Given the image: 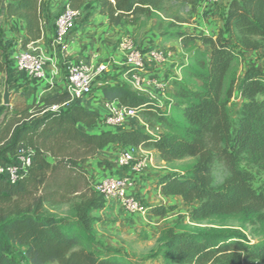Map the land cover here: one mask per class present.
<instances>
[{"label": "trees", "instance_id": "16d2710c", "mask_svg": "<svg viewBox=\"0 0 264 264\" xmlns=\"http://www.w3.org/2000/svg\"><path fill=\"white\" fill-rule=\"evenodd\" d=\"M89 1L67 0L63 9L80 13ZM92 1L111 30L155 21L162 43L178 42L187 59L169 83L166 105L125 85L100 88L108 104L142 108L140 129H94L104 115L87 108L85 99L52 112L50 107L70 100L56 87L43 104L22 102L6 110L0 167L12 162L21 145L32 163L16 184L0 173V264H14L9 254L15 251L26 264H135L120 251H98L93 214L105 199L95 190L90 164L109 147L156 151L167 165L190 160L180 171L156 176L162 196L179 197L191 207L192 223L239 222L237 229H166L157 249L163 264H264V184L256 182L257 174L264 175V70L247 64L241 71L245 54L264 49V0H228L222 26L209 34L178 27L186 23L181 15L166 16L168 3L192 8L195 0ZM51 3L0 0L4 23L15 19L24 25L18 51L43 38ZM17 49L6 53L0 27V77L10 74ZM235 96L241 105L233 116ZM172 209L151 206L160 217Z\"/></svg>", "mask_w": 264, "mask_h": 264}, {"label": "rangeland", "instance_id": "374dc122", "mask_svg": "<svg viewBox=\"0 0 264 264\" xmlns=\"http://www.w3.org/2000/svg\"><path fill=\"white\" fill-rule=\"evenodd\" d=\"M227 2L228 0H222L217 5H211L206 0H195V5L192 8H183L168 3L166 5V16L172 18L174 15H181L186 19V23L183 25L177 24L178 27L193 33L209 34L220 27V22L223 21L226 12ZM93 3L94 1L90 0L87 7L79 13L76 19V29L70 34L76 38L75 50L83 53L85 49L91 48L93 57L97 60L98 64L108 63L109 58L115 55L116 52L120 53V61L124 62V56L120 52L121 44L125 40L129 41L131 38H135L137 43L149 48L145 53L160 50L168 57L167 61L163 64L167 65L168 61H170L171 63L168 65L173 66V71L164 72L163 76H154L153 79L166 83L167 87L164 94L167 96L170 82H166L165 79H168L169 75L175 78L174 71L187 59V55L182 50L181 52L178 51V42L163 44V32L156 28L155 21H144L138 27H123L111 30L108 27L107 21L94 12ZM56 5L59 6V9L55 10V13H52V17L58 16L63 11L64 5L61 0H58ZM2 24L3 18L1 16L2 45L4 48H7L6 53L9 54L12 49H16L15 47L21 46L22 36L18 27L14 29L16 31L14 32L13 30L4 29ZM208 30H210L209 33H207ZM30 45L32 46V44ZM32 47L34 48V46ZM26 49H29V47ZM17 51L18 49L15 52ZM260 53L262 56L258 57V60L261 62V66H264V61L262 62L264 60V49L260 50ZM13 57L11 60L13 63L9 70L12 79H10L9 74H2L0 77V118L7 109H13V106L18 103L43 104L45 102L44 95L52 89L49 85H45L47 83H35L30 81L24 74L18 72L14 62L15 54ZM245 60L244 63L251 62L250 60ZM48 71V73L51 72L50 77L52 75L53 79L54 68L50 67ZM121 71L119 69L114 71L116 72L114 73L112 70L102 75V79H99L94 85L93 97L84 100L87 108L96 109L100 111L101 115L106 114L108 103L99 94L101 88L99 83L109 80L108 85L118 83L126 86L127 83L124 82L122 76L127 75V73ZM6 75L9 77L11 89L14 91L11 106L9 107L3 106L1 103ZM168 102L169 100L166 99L162 102V105H166ZM240 105V97L235 96L230 103V110L233 116H235ZM143 125V117L140 113L136 118L129 120L126 127L140 129ZM153 155V163L149 165L139 178L137 186L138 196L150 206L155 205V203H163L167 207L172 206L173 209L164 217L156 216L152 212L145 217L130 216L121 208L118 202L105 200L104 208L94 213V216L97 218L96 230L99 241V252L107 255L109 251L117 250L135 264H163L162 258L157 255V249L163 241V234L166 229H175L178 232H193L211 228H239V222L236 220L222 221L216 219L201 224L192 223L190 220L192 208L185 205L178 198L171 197L164 199L165 197L162 196L161 192H158L155 183L156 176L180 171L188 166L191 161L186 160L167 165L162 163L158 159V156ZM90 171L91 174H96L92 166H90ZM253 172L255 173L256 171L253 170ZM93 179L95 180L94 176ZM256 182L264 184V175L257 174ZM247 239L252 240V237L250 236ZM9 257L14 264H26L19 252H11Z\"/></svg>", "mask_w": 264, "mask_h": 264}, {"label": "built area", "instance_id": "2783aa9c", "mask_svg": "<svg viewBox=\"0 0 264 264\" xmlns=\"http://www.w3.org/2000/svg\"><path fill=\"white\" fill-rule=\"evenodd\" d=\"M209 4L216 5L222 0H206ZM79 13L67 7L58 15L55 21L56 37L55 44L62 45L65 39L76 28V19ZM33 46V43H32ZM29 45V49L20 50L15 55V67L18 72L25 74L34 82L47 80L46 61L42 53L35 47ZM31 47V48H30ZM121 52L124 55V62L120 63L122 69L127 68V75L131 78L132 85L138 91H142V85L149 83L159 91H166V83L154 80L151 77L147 80V63L163 64L167 56L160 50L149 52L150 60L146 61L143 53L135 49L131 43L125 40L121 44ZM111 58L108 63L98 64L94 60L85 57H78L64 62L65 83L62 91H65L70 100L62 105L49 108L52 112H59L70 107L79 99H90L94 95V85L99 78L110 71L109 66L115 63ZM60 75V69L54 66L53 78ZM51 88H54L51 85ZM155 99L154 95H149ZM108 104L109 112L103 116V125L107 127L121 128L129 120L136 118L142 108H125ZM151 151L142 148H127L122 150L115 160L113 169L102 179L94 182L95 190L107 201H116L121 208L130 216L145 217L151 213V206L145 203L138 196L137 186L139 178L146 169L153 163ZM32 158L26 155L25 151L18 150L12 162L0 167V173L6 176L8 181L16 184L28 173Z\"/></svg>", "mask_w": 264, "mask_h": 264}, {"label": "crops", "instance_id": "0c3cea01", "mask_svg": "<svg viewBox=\"0 0 264 264\" xmlns=\"http://www.w3.org/2000/svg\"><path fill=\"white\" fill-rule=\"evenodd\" d=\"M57 1L58 0H52V4H51L52 5V8H51L52 9V13H55V10L57 11L59 9V6L56 5ZM61 1H62L63 5H64L67 0H61ZM56 17H52L49 21H45L43 38L41 40L33 43V46L35 48H37L38 51L40 53H42V55L44 56V59L46 61V73H47V80L46 81L35 82V83H47V84H45L46 86L49 85L51 87V85H53L54 87H56V88H58L60 90H63L64 83H65V75H66L65 72H64V62L65 61L73 60V59H76L78 57H85V58H88L90 60L93 59L94 62H97V60L93 57V51L91 50V48L88 49V50H86L84 48L85 51H83V53H79L78 51H76L75 50V40H76V38L73 37L72 35H69L65 39V41L63 42L62 45L55 44L54 40H55V37H56V27H55V19H56ZM2 18H3L2 26H3L4 29L13 30L14 32H16L14 29H16L18 27L21 36L24 35L25 29H24V25H23V23L21 21L14 19V20L8 22L7 24H5L4 23V17L2 16ZM221 24H222V22H220V26H222ZM209 31L210 30H208L207 33H209ZM129 42L131 43V45L135 49H137V50H139V51H141L143 53V56H144L146 61L150 60L149 52L145 53L147 50H149V48L144 47L142 44L137 43V40L135 38H131L129 40ZM15 48L17 49L19 47H15ZM178 51L181 52L180 45H178ZM121 54H122V52H121ZM260 56H262L260 51L254 52V53L245 54V59L250 60L251 62H245V65L242 66V68H241L242 70L241 71L244 70V68L246 67L247 64L256 65V66H258V67H260L261 69L264 70V66H261V62H259V60H258V57H260ZM120 57H121L120 53L116 52L115 55H113V56H111L109 58V61H110L111 58H114L115 61H116L113 65L109 66L110 71L113 70V72H114L116 70L122 69L120 67V63H122L120 61ZM263 61L264 60H262V62ZM170 63L171 62L168 61L167 65L166 64L165 65L164 64L158 65V64H154V63L148 62L147 63V80H149L151 77H154V76H163L164 72L173 71V66L168 65ZM56 65L60 69V75H59V77H57L55 79L54 78L52 79V75L50 77L51 72L48 73L49 72L48 70H49L50 67L54 68V66H56ZM114 73H116V72H114ZM174 73H175L174 75L176 77L180 76V74H179V72L177 70L174 71ZM9 77H10V79H12L11 72L9 74ZM101 77L99 79H102ZM122 77L124 79V82L127 83L126 87H128L129 89H131L135 93H141L143 95H154L155 94L154 95L155 100L161 105H162V102L164 100H166V99L170 100L171 99V95H172L171 87L169 88L168 95L166 96L164 93L159 91L156 87H154L153 85H151V84H149L147 82V83H144L142 85V91L138 92L134 88V86L132 85L131 78L128 75L125 74V76H122ZM27 78L29 79V77H27ZM172 78L173 77L171 75H169L168 79H165V78L164 79L166 80V82H170L172 80ZM30 81H32V80H30ZM108 84H109V80L106 81V82H102L101 81L99 83L100 87L107 86ZM111 85H122V84L114 83V84H111ZM50 87H48V88H50ZM100 96H101V94H100ZM113 105L114 106H119L116 103H114ZM93 110H96V109H93ZM106 110H107V112H106V114H107L109 112L108 107H107ZM98 112H100V111H98ZM124 128L130 129V127H126V125H125ZM94 129L102 130V129H117V128L107 127V126L103 125V123L99 122V123H97L94 126ZM18 150L26 151L25 145H21ZM121 150L122 149H120V148L109 147L106 150L102 151L96 157V159L90 164V166L93 167V169L95 170V173H96V174L92 173L91 177L94 176L95 179H102L105 176H107L113 169H115L114 163H115V160L117 159L118 154L121 152ZM151 153L155 154L157 156V152L156 151H151ZM112 159H114L113 162H112ZM158 192H160L159 189H158ZM168 198H171V197H168ZM168 198H164V199H168ZM174 198L180 199L179 197H174Z\"/></svg>", "mask_w": 264, "mask_h": 264}, {"label": "water", "instance_id": "95a60500", "mask_svg": "<svg viewBox=\"0 0 264 264\" xmlns=\"http://www.w3.org/2000/svg\"><path fill=\"white\" fill-rule=\"evenodd\" d=\"M14 95V91L11 89V85L9 83V78L6 75L4 80L3 92L1 95V103L3 106L9 107L11 106V100Z\"/></svg>", "mask_w": 264, "mask_h": 264}]
</instances>
